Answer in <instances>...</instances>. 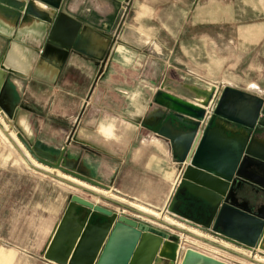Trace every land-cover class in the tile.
<instances>
[{"label":"crops","instance_id":"1","mask_svg":"<svg viewBox=\"0 0 264 264\" xmlns=\"http://www.w3.org/2000/svg\"><path fill=\"white\" fill-rule=\"evenodd\" d=\"M10 1L32 3L38 13L27 16L0 0V112L12 132L38 155H63L61 169L92 181L110 203L136 213L146 207L247 248L168 210L182 164L148 124L168 113L155 103L161 90L197 103L186 85L215 86V97L229 86L264 100V0ZM219 40L231 55H217V64ZM198 42L209 59L204 72L197 70ZM249 57L253 78L214 76L212 67ZM256 126L253 134L264 137V103ZM54 186L63 190L45 177L0 179V264H56L43 251L68 193L54 207Z\"/></svg>","mask_w":264,"mask_h":264},{"label":"water","instance_id":"2","mask_svg":"<svg viewBox=\"0 0 264 264\" xmlns=\"http://www.w3.org/2000/svg\"><path fill=\"white\" fill-rule=\"evenodd\" d=\"M1 2L27 16L38 15L32 3ZM186 88L197 103L158 91L155 103L168 113L148 124L171 142L182 164L168 210L250 250L264 251V137L253 134L264 100L229 86L217 97L215 86ZM213 100L208 117L206 108ZM62 160L63 155L55 163L42 161L62 168ZM178 249L169 233L154 232L145 223L73 195L43 255L56 264H156L163 259L175 264ZM180 264L229 263L186 249Z\"/></svg>","mask_w":264,"mask_h":264},{"label":"rangeland","instance_id":"3","mask_svg":"<svg viewBox=\"0 0 264 264\" xmlns=\"http://www.w3.org/2000/svg\"><path fill=\"white\" fill-rule=\"evenodd\" d=\"M218 34L219 33H214L213 38L218 37ZM200 35L201 33L198 31V37ZM197 47H198L197 70L204 72L205 65L209 64V59L205 57L203 43L198 42ZM222 47L225 48L227 47V45L226 44L222 45L220 43V40L219 42L217 41V44L214 45L216 56L214 52L213 58L216 59V61L214 62H216L217 64L220 63V59L217 60L218 57L217 55H222L225 57H229L231 55L226 50L225 52L222 53V51H220V48L222 49ZM236 62L237 61L235 60H229V61L227 60L226 65L223 68L220 67V65L218 67H212L214 76L229 74V72L233 74L246 73L250 78H253L256 75V72H253L252 69L250 68V63L252 62L250 60V57L249 59L246 58L242 61H238V65L234 67V64ZM181 68L183 71L188 70L184 67ZM186 89L188 90L187 91L188 94L193 99H196L194 93H192L188 88ZM214 103L215 100H213L212 104L214 105ZM58 158L59 155L57 154L50 156L38 155L35 149L31 147V145L27 141H23L12 132V129L10 125L7 123L4 114L0 112V179H4L6 181L8 180L28 181V180L38 179L40 177L41 178L45 177L46 179H51L55 183L63 187V190L55 186L53 188L52 200L54 207H56V205L58 206L59 201L62 200L60 199L61 191L63 192V197L64 194L66 195L68 193L67 199L66 201H64L65 203L64 202L61 203V206L64 208V212L67 209L66 207H68L70 204L71 196L77 195L97 205L110 209L114 212L116 211L115 213H117L118 215H125V214H126L125 216L135 215L138 216V218L142 219L144 222L152 224L155 227H159L161 229L160 231H165L169 233L171 240L178 241L179 249L182 250L193 249L202 252L206 255H209L211 257L214 258L216 257V259L219 258V260L228 262L230 264H264V262L263 263L257 262L255 258L256 256L264 258V251L250 250L248 248L233 246L231 244L224 242L223 240H220L219 238H216L214 235L207 233L206 231L198 230L183 223H180L172 219L171 217L166 216V214L160 215L158 219H154L152 217L136 213L127 208H123L120 205L110 203L107 199L99 195V194H104V195H109V194L108 193L105 194L103 190L94 187L95 185L93 183L81 179L80 177L75 175L76 174L75 172H73L72 170L68 169L65 166L63 167L67 171H64L61 168L54 167L44 162L47 161L50 163H55L58 160ZM41 159L44 161H42ZM29 173H32L33 175H30ZM61 179H64V181ZM82 181H85L90 185ZM79 183L86 187L79 185ZM92 189L97 191L98 193H96ZM5 190L7 191L11 189L5 188ZM28 190H30L28 187L21 188L22 192ZM137 208L139 210L141 209L140 206H137ZM122 209H124V213L120 214V210ZM165 216L168 220L164 219ZM165 221L169 223H166Z\"/></svg>","mask_w":264,"mask_h":264},{"label":"bare ground","instance_id":"4","mask_svg":"<svg viewBox=\"0 0 264 264\" xmlns=\"http://www.w3.org/2000/svg\"><path fill=\"white\" fill-rule=\"evenodd\" d=\"M11 131V130H10ZM16 145V144H15ZM17 146V145H16ZM140 211H142L143 213L147 214V215H151L155 218H159L160 217V214L154 212V211H150L148 209H145V208H141ZM165 220H168L166 217H164Z\"/></svg>","mask_w":264,"mask_h":264},{"label":"built area","instance_id":"5","mask_svg":"<svg viewBox=\"0 0 264 264\" xmlns=\"http://www.w3.org/2000/svg\"><path fill=\"white\" fill-rule=\"evenodd\" d=\"M212 110H213V104L211 103L210 104V106H209V108H206V111H207V116L209 117V114H211L212 113Z\"/></svg>","mask_w":264,"mask_h":264}]
</instances>
